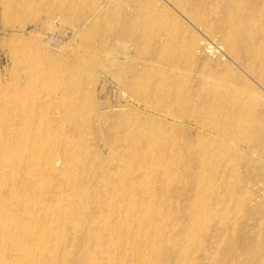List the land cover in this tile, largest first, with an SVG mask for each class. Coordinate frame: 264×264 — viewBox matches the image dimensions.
<instances>
[{
  "label": "bare ground",
  "instance_id": "obj_1",
  "mask_svg": "<svg viewBox=\"0 0 264 264\" xmlns=\"http://www.w3.org/2000/svg\"><path fill=\"white\" fill-rule=\"evenodd\" d=\"M32 5L77 11L87 42L124 49L103 68L128 102L114 117L83 91L82 56L41 65L9 43L21 67L0 81V264H264V230L242 223L263 210L264 0H3L7 14ZM192 27L244 74L208 66L216 50ZM169 109L195 134L154 115Z\"/></svg>",
  "mask_w": 264,
  "mask_h": 264
},
{
  "label": "rangeland",
  "instance_id": "obj_2",
  "mask_svg": "<svg viewBox=\"0 0 264 264\" xmlns=\"http://www.w3.org/2000/svg\"><path fill=\"white\" fill-rule=\"evenodd\" d=\"M5 12L3 0H0V81L10 82L13 71L21 67L20 64L18 65V63L13 61L9 43H11L15 37L22 38L25 39L26 50L30 53V58H32L31 60L41 65L46 63L50 65H57L66 59L72 60L75 57L82 56L84 59L82 77L85 78L83 91H93L96 100L103 105L110 103L113 108L112 113L114 117L116 116V110L120 107V105L125 108L124 105L128 102V97L120 91L117 82L115 81V83L114 80L105 73L103 68L104 65H106L111 69H115L117 60L116 56L119 55V59L121 60V53H123L124 49L122 47H114L115 50L111 51L112 47L110 46L105 49H101V45L96 39H94L91 44L87 42L95 36V33L90 31L86 26L79 27V12L69 11L62 14L55 11L53 15H50L42 9L41 5L40 7L39 5H32V7H28L23 11L12 9L10 14ZM192 29L204 46H212L216 50V56L210 57L208 62L202 58L208 66H216L218 63H226L229 66L231 65L230 67L233 68L230 69V71L224 68L222 70L223 74H231V70L233 72L235 71L237 73L244 74L240 67L233 61L226 48L222 45L219 37L212 36L203 30L201 31V29L193 27ZM168 52L174 55L173 50ZM189 54L190 53L187 52V55L184 56L187 63L196 64V62H192V57ZM177 57L179 60H183V56L178 54ZM202 61L203 60H201V63ZM197 63L199 64V62ZM175 65H173L171 60L161 63L159 62L160 69L168 70V72L171 73L174 71V66L184 69V65L180 62ZM177 72L181 75L186 74L182 70ZM92 75H95L96 77L94 85L91 83ZM29 92L33 97L41 95V92L33 88H31ZM152 105L156 106L157 104L152 103ZM155 108L158 107L156 106ZM30 110L31 114L35 115L32 111V107ZM167 112L168 113L165 115L159 112L154 115H156L157 118H165L164 121L169 122L170 120H173L171 119L170 113H176L181 118L180 121H178V119L175 123H178L179 127L184 132H191L192 134H195V131L193 130L194 124L191 122V124L189 122L187 123V111L169 109ZM55 115H59L58 111H55ZM92 124L93 125L88 134L89 137L91 136V133L96 131L95 124ZM173 127V125L168 126L170 130H172ZM43 140L44 139L41 141V145L43 146L49 145L48 143H56V139H54L55 141L51 140L48 142ZM87 145L88 144H85L86 148ZM98 145L101 149L103 148L102 151L106 154L107 149L103 146V144L101 145V141L98 142ZM53 146L56 147V145ZM261 203L263 210L261 208L260 215L258 216L260 218L257 217V221L254 220L255 218L242 219V223H245V226L248 227L256 225L257 228L264 230V199L261 200ZM262 241H264V239H262ZM260 253L262 254V247L254 249L255 255L259 256L261 255Z\"/></svg>",
  "mask_w": 264,
  "mask_h": 264
}]
</instances>
